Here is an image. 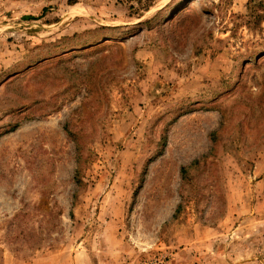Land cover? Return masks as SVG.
I'll return each instance as SVG.
<instances>
[{"label": "rangeland", "instance_id": "obj_1", "mask_svg": "<svg viewBox=\"0 0 264 264\" xmlns=\"http://www.w3.org/2000/svg\"><path fill=\"white\" fill-rule=\"evenodd\" d=\"M0 264H264V0H0Z\"/></svg>", "mask_w": 264, "mask_h": 264}, {"label": "trees", "instance_id": "obj_2", "mask_svg": "<svg viewBox=\"0 0 264 264\" xmlns=\"http://www.w3.org/2000/svg\"><path fill=\"white\" fill-rule=\"evenodd\" d=\"M146 23H151L152 22V20H147V21H145Z\"/></svg>", "mask_w": 264, "mask_h": 264}, {"label": "bare ground", "instance_id": "obj_3", "mask_svg": "<svg viewBox=\"0 0 264 264\" xmlns=\"http://www.w3.org/2000/svg\"><path fill=\"white\" fill-rule=\"evenodd\" d=\"M190 1H192V0H190ZM193 2H195V1H193Z\"/></svg>", "mask_w": 264, "mask_h": 264}]
</instances>
